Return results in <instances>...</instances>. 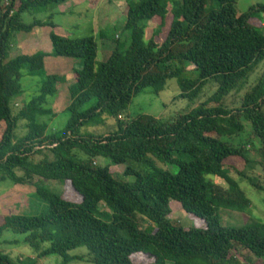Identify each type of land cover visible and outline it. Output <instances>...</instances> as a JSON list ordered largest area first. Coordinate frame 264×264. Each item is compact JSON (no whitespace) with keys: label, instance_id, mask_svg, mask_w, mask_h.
Wrapping results in <instances>:
<instances>
[{"label":"trees","instance_id":"1","mask_svg":"<svg viewBox=\"0 0 264 264\" xmlns=\"http://www.w3.org/2000/svg\"><path fill=\"white\" fill-rule=\"evenodd\" d=\"M66 1L9 0L3 12L0 0V182L30 186L31 198L46 205L36 216L0 217V236L4 231L24 235V243L37 253L13 261L0 251V264H39L49 255L60 256V264L84 257L91 264L250 263L241 251L254 258L251 264L264 262V224L222 223L223 211L245 213L251 206L237 180L264 192V34L253 26L264 14V4L238 13L236 0L175 1L169 29L156 44L143 41V23L164 26L166 1L127 3L124 29L129 41L123 48L116 43L98 62L93 36L58 35L53 14L47 21L22 20L25 13ZM36 28L49 29L50 57L78 60L80 66L73 67L67 84L69 118L56 131L49 130L56 117L50 100L67 77L43 74V52L10 57L15 36H31ZM186 64L193 68L191 75L180 67ZM257 66L263 68L255 83L237 107H228V97ZM22 70L42 77L29 101L22 99ZM171 78L180 91L175 99L192 103L208 81L216 88L204 102L170 120L147 114L120 119L135 96L146 89L158 95ZM105 115L115 120L113 131L81 134L84 127L102 125ZM19 122L21 136L16 134ZM246 131L250 136L242 140ZM250 146L258 161L247 158ZM100 159L109 164L100 166ZM231 160L243 162V167L236 168ZM156 161L175 166L177 172L159 169ZM134 164L142 173L132 170ZM112 165H124L121 176L134 181H120ZM45 181L60 182L62 193L47 189ZM172 201L196 225L172 223ZM44 243L48 248L40 250ZM78 248L87 253L69 255Z\"/></svg>","mask_w":264,"mask_h":264},{"label":"rangeland","instance_id":"2","mask_svg":"<svg viewBox=\"0 0 264 264\" xmlns=\"http://www.w3.org/2000/svg\"><path fill=\"white\" fill-rule=\"evenodd\" d=\"M167 4V8L169 10L168 19L166 20L164 26L160 27L159 25L153 24L151 22L143 23V31L144 38L143 41L148 43L149 41H153L156 44H160L161 39L166 35L169 25L171 22L172 10L175 6V1L179 0H165ZM138 0H82V6H77L74 8L71 14H66L65 16H60L57 12V6H52L47 8L44 11L39 12H30L25 13L22 16V20L25 24H30L34 20L47 21V17L50 14H56L53 17V22H55L56 26L61 25L64 27V31L66 34H70L74 37H87L93 36L98 46V57L97 61L102 62L104 57L107 55V50L102 43H106V41L113 48L116 43H118L121 48L129 41L128 32L124 29L125 24V9L127 3H137ZM256 4H264V0H236V11L238 13H244L250 6ZM210 4H208V8ZM82 15V17L80 16ZM258 24L253 22V26L257 28L261 33L264 34V14H260L256 19ZM79 26V29H72L71 27ZM66 28V29H65ZM93 29V33L90 32ZM55 33H60L56 29L53 30ZM49 29L47 28H36L35 34L36 38H31L26 34L20 33L17 34L14 38V44L11 49L10 57H14L18 54H32L34 52H43L47 54L46 59L49 58L52 52L51 44L47 38V34ZM100 33L104 35V39L101 38ZM38 36V37H37ZM116 38L119 40L116 41ZM112 44V45H111ZM53 58V57H51ZM65 61L66 63H55L51 65L49 62L45 61L43 74L51 75L57 74L60 76H66L67 80L64 84L60 86L58 93L50 100V107L56 117L49 123V130L56 131L64 127L65 123L69 118V114L66 111V107L69 103L68 99V89L67 84L70 82V72L73 69V66L80 67L76 62L78 60L73 59H64V58H56ZM69 61V62H68ZM73 64V66H72ZM179 67V65H177ZM186 75H191L192 66L186 64L180 66ZM263 66H257L254 73L249 75L246 83H243L239 86V88L234 91L231 96L228 97L227 105L230 108L237 107L240 103L241 97L247 92L250 87L255 83L258 78L261 69ZM68 76H67V75ZM42 77H29L26 75V71L22 70V78L20 80V84L24 90V94L22 99L29 101L36 93L37 88L39 86ZM215 84L208 81L199 97L192 102L187 99H175L179 94V88L175 79H167L163 90L158 94H152L148 89L144 90V92L138 94L132 99L131 104L127 108V110L120 116V119H133L137 115L147 114L154 116L156 118H160L163 120H170L178 113L185 112L192 107H195L201 102H204L207 98L215 90ZM22 101V100H21ZM93 104V103H92ZM90 105L84 107V109L88 108ZM20 102H18V107H12V110L15 112L20 107ZM104 123L98 126L89 125L81 129V134L89 133V134H107L114 130L115 128V120L111 119L108 116H103ZM23 122L18 123V127L16 130V134L21 136L24 133L22 128ZM249 137V132H245L244 135L241 136L242 140H246V137ZM237 141V140H236ZM247 158L252 161H258V156L255 148L253 146L248 147ZM80 157L83 158V155L80 154ZM232 164L236 166V168L241 169L243 167V162L237 160H231ZM109 164L107 159H100L99 165L106 166ZM155 166L164 171H168L172 174L177 172V168L175 166L161 163L159 161L155 162ZM132 170L136 173H142V168L138 165H131ZM125 169L124 165L115 166L112 165L110 170L112 173L117 175L120 181L132 183L134 181L133 176H121ZM257 171V170H256ZM207 179H211L215 183L219 185L226 186L221 180L214 177H207ZM240 188L248 197L251 202V206L248 211L245 213H236L232 211H223L222 212V223L223 225H229L234 227H241L252 224H264V192H258L252 187H250L246 182L237 180ZM44 185L47 189L62 193L63 188L61 187V183L57 181H45ZM13 184L9 181L0 182V202L2 204V208L0 207V217L2 214H21L24 216L32 217L36 216L46 207V205L42 202L33 200L32 193H34V189L30 186H18L16 188H27L22 191H18L14 197L12 196L14 191H8L4 194L7 188H11ZM64 187V186H63ZM64 188H68L67 185ZM67 191V189H66ZM67 195H70L69 193ZM18 197V198H17ZM17 198V199H16ZM171 213L168 219L180 227L183 228H191L196 225L194 221L189 219V216L184 213L179 205L176 202H170L169 204ZM2 209V212H1ZM2 213V214H1ZM143 227H146L145 222H140ZM147 223V222H146ZM25 236L15 234L11 231H4L0 236V251L6 253L10 256L13 261L17 260H26L32 259L36 257V251L30 248L28 245L24 243ZM48 248V244L44 243L40 246V250H44ZM243 257L250 263L243 264H251L254 262V258L246 251H241ZM87 253L85 248H78L71 252H69L70 256H84ZM62 258L57 255H49L40 260H38L39 264H60ZM255 263V262H254ZM68 264H91L88 262V258L84 257L80 260L74 259L70 261ZM242 264V263H239ZM260 264H264L261 262Z\"/></svg>","mask_w":264,"mask_h":264},{"label":"crops","instance_id":"3","mask_svg":"<svg viewBox=\"0 0 264 264\" xmlns=\"http://www.w3.org/2000/svg\"><path fill=\"white\" fill-rule=\"evenodd\" d=\"M83 4H82V0H67L66 2H64V3H62V4H60V5H58L57 6V12L56 13H59V15L60 16H65L66 14H71L72 13V11L74 10V8H76L77 6H82ZM54 15H56V14H54ZM54 15H53V17H54ZM81 17H82V15H80ZM53 19V18H52ZM52 22H53V20H52ZM54 24H55V22H53ZM72 29H79V26H72L71 27ZM54 29H56L57 31H59L60 33H57L58 35H61V36H64V37H74V36H72V35H70V34H66V32L64 31V27H62L61 25H59V26H56L55 25V28ZM66 29V28H65ZM90 32H92V34L94 35L95 33H93V32H95V31H93V29L90 31ZM101 35H102V33H100ZM36 35L37 34H33L32 35V37L31 38H36ZM48 35V34H47ZM38 37V36H37ZM36 39H38V38H36ZM104 39V38H103ZM106 43H108L107 41H106ZM106 43H102L106 48H108V50H107V55H109L110 53H111V51L114 49V47L113 48H110L111 46H109V44H106ZM112 45V44H111ZM98 51H99V49H98ZM106 55V56H107ZM45 61H47V62H49L51 65H53V64H55V63H58V64H60V63H66L65 61H63V60H60V59H56V58H51V57H49V58H47V59H45ZM69 62V61H68ZM78 65H79V63L78 62H76ZM44 65H45V63H44ZM72 66H73V64H72ZM74 67V66H73ZM72 71V70H71ZM57 75V74H56ZM67 75V74H66ZM68 75H70V74H68ZM67 75V76H68ZM68 84H69V82H68ZM16 187H18V185H13L11 188H7L6 190H5V192H3V193H1V194H4V193H6V192H8V191H14L13 192V194H12V196L14 197L16 194H18L17 192L18 191H22V190H25V189H27V188H16ZM20 187H22V186H20ZM33 194V193H32ZM18 195H20V194H18ZM18 198V197H17ZM16 198V199H17ZM0 207L2 208V204H1V202H0ZM1 212H2V209H1ZM3 213V212H2ZM1 213V214H2ZM3 216H6V214H2Z\"/></svg>","mask_w":264,"mask_h":264},{"label":"built area","instance_id":"4","mask_svg":"<svg viewBox=\"0 0 264 264\" xmlns=\"http://www.w3.org/2000/svg\"><path fill=\"white\" fill-rule=\"evenodd\" d=\"M8 4H9V0H3V12H5V9L8 7ZM12 13V12H11ZM10 13V14H11Z\"/></svg>","mask_w":264,"mask_h":264}]
</instances>
